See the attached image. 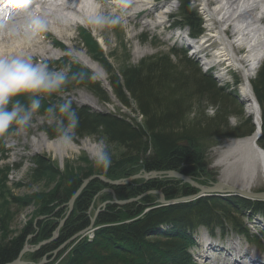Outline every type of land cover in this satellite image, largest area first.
Instances as JSON below:
<instances>
[{
    "label": "trees",
    "instance_id": "trees-1",
    "mask_svg": "<svg viewBox=\"0 0 264 264\" xmlns=\"http://www.w3.org/2000/svg\"><path fill=\"white\" fill-rule=\"evenodd\" d=\"M181 11L189 26L196 33L199 29L201 31L202 24L197 22L188 2L182 4ZM94 56L107 73L110 91L101 85L92 72L77 62L70 64L72 71L82 73L86 79L74 87L86 88L102 104H114L113 97L122 107L134 110L135 105L137 110L134 111L142 118L141 122H137L120 114L95 112L73 102L80 117L76 141L104 139L110 147L123 150L120 157L113 159L107 171L101 170L108 180L121 181L142 173L175 171L207 186L211 180L206 176L208 167L205 155L213 144L207 146L206 143L211 139L247 138L255 132L252 118L245 117L238 102L226 95L224 89L196 67L183 51L172 49L164 56L149 58L137 66L127 59L118 69L113 67L102 51ZM173 57L177 59V64L173 62ZM72 88L70 86L69 91ZM253 92L262 117V137L258 144L264 149V66L253 82ZM195 98L206 100L216 107L215 115L208 117L202 112L190 120L193 112L188 105ZM59 99V96H53L51 100H45L44 107ZM43 111L42 107L41 113ZM233 116L241 122L237 127L230 128L229 120ZM44 132L50 140H54L55 133L51 127L45 128ZM3 146V140H0V147ZM32 163L37 166V173H42V169L45 173H57L44 156H36ZM90 176V173L86 174L85 179ZM3 180V173H0V183ZM81 184L82 179H64L58 189L44 200L40 211L43 218L37 228L31 224L21 237L0 247V264L11 263L19 257L29 233L35 235L37 243L51 240L59 223L67 216V205ZM108 188L119 202L132 201L154 191L162 192L166 200L197 193L187 184L167 179H137L126 186L116 187L95 180L76 200L58 238L42 246L37 253L23 255L22 260L38 264L49 253L53 254L91 226L88 212L98 195H103ZM152 197L157 198L145 196L142 200L122 206L108 204L96 218L97 229L93 237H86L75 245L74 242L63 248L61 254L68 247L71 250L62 259L59 255L61 260L58 264H196L191 250L196 242V234L202 228H206L212 236L216 231L222 237L236 233L249 243L261 245V240L248 232L241 218L249 213L252 216L264 214V200L211 196L158 207L154 205ZM14 200L24 205L28 202ZM107 202L105 198L103 203Z\"/></svg>",
    "mask_w": 264,
    "mask_h": 264
},
{
    "label": "rangeland",
    "instance_id": "rangeland-1",
    "mask_svg": "<svg viewBox=\"0 0 264 264\" xmlns=\"http://www.w3.org/2000/svg\"><path fill=\"white\" fill-rule=\"evenodd\" d=\"M83 1H86V3L88 4L91 1L93 5L99 4L100 7L98 10L104 9L103 13L121 15V25L114 28H105L103 30H93L91 26L86 25L85 19L79 16H73L75 19L74 22L77 23L79 27H75L74 29L71 28V30H67V32L62 33L63 35L61 36L58 35L59 29L57 28V26L51 24L49 26V30L46 33H43L41 34V36L36 38V40L42 43L38 47H35V50L37 52V59L48 61L53 67L70 65L75 62L85 67L81 60L85 58L97 66L100 72L104 74L105 80L107 81V73L105 72L103 67L95 60L94 56L100 51H102V54L110 60L113 67L118 69L120 67V64L125 62L127 59H130L131 63L134 66H137L142 61H145L149 58L164 56L165 54H168V52L172 49H176L181 52L183 50L187 54L188 59H190L196 67L201 69L203 73H206L208 76H210L216 84L224 89L226 95H229L231 99H235L238 102L239 106L243 108L245 117L252 118L253 124L255 126L256 123L254 118L247 113L248 105L247 102L243 101L242 99L240 88L245 79H249L250 92L251 94H253L254 99L257 101L253 92V82L264 66V56L261 61H257V63L254 64V67L257 66V68L248 73L250 75L249 78H246L245 76V74H247L248 72L247 70L249 69V67H246L245 65H229L228 67V64H226L224 69H229L230 71L226 79L223 80L215 76L212 71H208L206 61L198 59L193 54L194 51L191 47H183V45L176 43V37H173L171 33L168 32L169 28L172 27H178L179 29L186 30V32H189L188 29L190 28L192 36H194L195 38L201 37L200 39H198V41L202 42L206 38V34L209 32V24L207 22L209 19L205 14V6L207 0H157L158 5H160L159 9H163V11L161 14H156L153 18L147 16V14L139 17L137 15L138 10L118 12L117 10L113 9L107 12L106 5L100 3L97 0L95 1V3H93V0ZM185 1L189 3L190 10L195 13L197 22H201L202 24L201 31L199 29L197 33L195 32L196 30L189 26V24L185 21L184 16L182 15V4L186 3ZM258 7L261 11L264 10L263 2H259ZM210 8L208 10H215L218 9V6H213ZM56 9V6H50L47 8V10L54 11ZM58 12L59 11L57 10V16L48 18L51 23H53L54 18H57L56 20L65 22L64 18L60 17V12L58 15ZM129 16H131V18H129ZM221 17L222 16H217L218 19H221ZM148 25L150 26L148 27ZM223 29L221 28V26H218L217 31L220 30L219 32L221 33ZM255 36L258 37L259 34H255ZM203 37L205 38L203 39ZM219 38L221 40V43L218 42L216 46L220 50V46L224 43L226 44L227 41L223 33H221ZM16 41H12L10 43H16ZM55 42L57 43L55 44ZM45 49L48 50H46L45 52ZM172 59L175 64L178 63L175 57H173ZM85 68L88 69L87 67ZM88 70L92 72L97 80L101 83V85H103L101 80L97 77L96 73L90 69ZM223 74H226V71L223 72ZM63 99H71L76 105L87 106L95 112H110L117 115L120 114L129 119H136L137 122H141L142 120L138 112L134 111L137 110L135 105H133L134 110H131L122 107V105L116 100H113L114 104H102L86 88L73 87L68 93L63 95ZM258 107L260 110V124L262 125L261 108L259 103ZM188 108L193 112V114H191V116L189 117L190 120H192L194 116L199 115L202 112H205L208 117H212L216 113V107H213L206 100H200L198 98H195L193 102L188 105ZM240 122V119L233 116L229 120V126L230 128H235L240 124ZM48 127L49 126L41 119V116L37 115L32 123V126L29 128L26 134L16 135L13 130H10V132L6 136L0 137V140H3L4 142V146L0 147V173H3L4 178L3 182L0 183V247L3 246L6 242L21 237L31 224H33L35 229L37 228L39 221L43 218L40 214V211L42 209L44 200L58 189L64 179L73 177L85 180V175L89 173L91 174L89 178L93 176H101L105 178L102 175L103 173L101 172V169L96 168L93 165L92 161L88 158L87 151L70 150L68 152H64V150L61 149L58 152H47L46 150H43L44 148L42 147L38 148L35 144V141L38 140L41 136H45L48 141L53 142V140H50L47 134L44 132V129ZM240 139L244 138L219 139V141L216 139H211L212 143L210 141L206 143L207 146L213 144L208 147L205 155V161L208 167L206 176L210 178L211 181H209V185L203 187H208L211 186V184L220 183L234 189L242 190V188L248 187L246 189H249V192L251 193L264 192V173L260 162L255 161L253 154L254 150L252 151L250 147L249 149L247 147L241 149H233V147H231ZM83 141H86L85 143L89 145L91 141L95 140L91 138H85L79 141L75 140L73 144L81 145ZM110 149L112 151L113 159L118 158L123 154V150L119 149L118 147H110ZM36 156H44L47 160H50V164L52 165V167L56 168L57 173H45L44 169L41 170L42 173H37V166L32 163L33 158H35ZM255 169V172H258L257 180L255 182H250L249 180L251 179V177L249 176V173L254 172ZM168 180L181 182L177 179ZM181 184L184 183L181 182ZM126 185L127 184L123 186ZM198 185L202 187V185ZM112 192L113 191L108 188L103 193V195L105 196V198H107L110 204L118 205L116 204V202L119 201L116 198V195ZM154 192H151L145 196H156L157 198H152L154 200V205L158 206V202L161 200V197ZM103 195H98L91 210L88 212V216H90L89 218L91 219V224L93 223L97 211L99 215V213L102 212L103 208L106 207L103 203L105 201ZM145 196L134 199V202L142 200V198H144ZM224 198L231 199L235 197L225 195ZM14 199L26 200L28 202L26 203L27 205H24L20 202L15 201ZM108 204L106 203V205ZM258 216H252V214L249 213L246 214L244 218H241V220H243L245 226H247L251 234L258 235L259 237L261 236V245H253L236 233L235 234L238 235L240 239H236L235 234H231V236L226 239L228 244L226 243L224 247L204 245L202 243L203 239H200L201 244L205 248L207 246L213 247L216 251L212 254H204L203 251L192 249L191 254L193 261L196 264H238L239 262L244 263L242 262V260L245 259V264H251V262L253 264H264V234L262 235V233H264V215L259 214ZM95 222L93 231L97 229L95 227ZM61 229L62 227L60 228V230ZM200 231H203L200 232L202 234L208 232H206V230L204 229ZM92 232L87 234L86 237L92 238L93 236H90ZM198 236L199 235L195 237L196 242L199 238ZM220 238V232L216 231L214 239L216 240V242H218ZM82 239L84 238L80 236L79 239L75 241V243L73 242V245H75ZM233 239H235V241ZM237 240L240 242L238 243ZM43 243L44 242L37 243L35 240V235L29 233L28 239L24 245V248L26 247L27 249L24 255L37 253L42 247ZM70 244L71 243H68L66 246ZM73 245L71 246L73 247ZM232 248H239L240 250H242V257H239L240 255L233 254L234 252L232 251ZM70 250L71 249H69L68 247V249L62 254L60 253V250L56 254L49 253L38 264H41L43 261L44 264H58ZM246 253H248L247 257L244 255ZM59 255L62 256L60 260L58 258ZM254 255L257 256L255 259L252 258V256ZM22 259L23 258H21V261L25 262ZM25 263L34 264L32 262Z\"/></svg>",
    "mask_w": 264,
    "mask_h": 264
},
{
    "label": "bare ground",
    "instance_id": "bare-ground-1",
    "mask_svg": "<svg viewBox=\"0 0 264 264\" xmlns=\"http://www.w3.org/2000/svg\"><path fill=\"white\" fill-rule=\"evenodd\" d=\"M97 1L106 5L107 12L113 9L117 10L118 12H126L127 10H138L137 15L139 17L147 14V16H150L153 18L156 14L158 13L161 14L163 11V9H159L160 5H158L157 0H124V3H121L120 0H97ZM259 2H263L264 4V0H261V1H258V0H207L206 6H205L206 7L205 14L207 15V18L209 19L207 21L209 24V32L206 34V38L203 37V39L204 38L205 39L204 40L202 39L203 40L202 42L198 41V39H200L201 37L195 38L194 36H192L190 28L188 29L189 32H186V30L179 29L178 27L176 28L172 27V28H169L168 32L171 33L173 37H176L175 39V41L177 40L176 43L183 45V47H187V46L191 47L192 50L194 51V55L198 59H202L203 61H206V64L208 66V71H212L215 76L223 80L226 79L230 70L227 69L228 70L227 71L224 69V67L226 64H228V67L229 65L230 66L245 65L246 67H249V69L247 70L248 71L247 74H245L246 78H249L250 75L248 73L254 70V64H256L257 61L262 60L263 57L260 56L261 55L260 53H264V10L261 11L259 9L258 7ZM47 5L48 4H46V2H42L40 4V6H47ZM94 6L95 5H92L90 7V5L86 3V1H83V0H60L59 3L57 4V9L55 11L47 10L45 7H41L39 10H35V11L41 14H44L49 18V17L57 16L56 12L58 10L60 12V17L64 18L65 22L56 20L57 18H54L53 23L49 21V26L51 24H53L54 26H57V28L59 29L58 35L62 36L63 35L62 33L67 32V30H71V28L74 29L75 27H79L77 23L74 22L75 19L73 16H79L86 20L87 16L89 15L90 10ZM213 6H218V9L208 10L210 7H213ZM78 7H81V8H78ZM99 11L103 13L104 9H100ZM59 12H58V15H59ZM217 16H222V17L221 19H218ZM129 18H131V16H129ZM149 26L150 25H148V27ZM218 26L219 27L221 26L222 29L224 27L221 33L225 35V38L227 41L226 44L224 43L223 45L220 46V50L216 46L218 42L221 43V40L219 38L221 33L219 32L220 30L217 31ZM255 34H259V36L256 37ZM6 40H8L7 37L4 36L3 34H0V54H5V53L14 54V53L23 51L25 52V54H30L36 57L37 52L35 50V47H38L39 45L42 44L36 39L32 41V43L29 45H25L19 40H17L16 43L15 42L10 43V41H6ZM46 50L48 49H45V52ZM81 60L83 64L85 65V67H87L88 69L96 73L97 77L103 83L104 88L109 91V86H108L107 81L105 80L104 74L100 72L97 66L85 58ZM225 71H226V74H223V72ZM240 90H241L243 101H246L248 105L247 113L250 116H252L255 120V123H256L255 132L250 137L238 140L231 147H233V149H241V148H246V147L249 149L250 147L252 151L254 150L253 154H254L255 161L260 162L261 167L263 169V173H264V150H262L258 142H256L257 141L256 139L259 133V126H260V118H259L260 110H259L257 101L254 99L253 94H251L250 92V80L249 79H245ZM112 99L115 100L113 97ZM38 140L35 141L36 146L38 148L39 147L44 148L43 150H46L47 152H52V151L58 152L62 149L59 146L55 145L53 142L48 141V139L45 136L39 137ZM85 142L86 141H83L81 145L73 144L70 150L86 151V148L88 145ZM255 171L256 169L254 170V172L249 173L250 174L249 176L251 177V179L249 180L250 182H253V181L255 182L257 180L258 172L256 173ZM142 174H139V175H142ZM83 181L84 179H82V183ZM222 185L223 187L226 186L224 184ZM246 188H242V190L241 189H238V190L242 192H246V193H251L249 192V189H246ZM203 198H208V196L203 197ZM69 203L67 205L68 210H69V205H70ZM104 205L107 206L106 203H104ZM89 228L90 226L87 227L85 230L79 232L78 234L84 232L81 235V237L85 238L87 234L93 231V227L91 230L87 231ZM203 229L207 230L206 228H202L200 230H203ZM200 230L196 234V236L199 235L198 236L199 241L197 240V242H195V245L192 249L203 251L204 254L205 253L212 254L216 250L213 247H209V246H207L205 249V247L200 242L202 239H203L202 243L204 245L208 244L212 246L215 245L217 247L218 246L224 247L225 244L227 243L226 239H228L231 236V234H235V233H230L228 235H225L224 237L221 236L218 242H216V240L214 239L215 236H212L207 231H206L207 233L202 234L200 232H203V231H200ZM247 230L251 234L248 228ZM93 232L91 233L90 236H93ZM263 234L264 233H262V235ZM251 235L259 239L261 237V236L259 237L258 235H253V234ZM235 236H236V239H240L238 235L235 234ZM209 240L211 241L208 242ZM233 240L235 241V239ZM239 242L240 241H238V243ZM255 244L256 243H253V245ZM202 249H205V250H202ZM232 251L234 252L233 254L240 255L239 257H242L243 253H242V250H240L239 248H232ZM244 255L247 257L248 253ZM256 257H257L256 255L252 256V258L254 259ZM263 259H264V256H263ZM244 260H242V262L244 263H240L239 261H236V262H239L238 264H245L246 261ZM251 264L253 263L251 262Z\"/></svg>",
    "mask_w": 264,
    "mask_h": 264
},
{
    "label": "clouds",
    "instance_id": "clouds-1",
    "mask_svg": "<svg viewBox=\"0 0 264 264\" xmlns=\"http://www.w3.org/2000/svg\"><path fill=\"white\" fill-rule=\"evenodd\" d=\"M124 3V0H120ZM7 13L0 18V34L11 41L19 40L29 45L49 30V19L33 9V0H9ZM96 4L89 12L86 25L93 30L114 28L122 23L121 15L102 13ZM82 73L72 71L70 65L53 67L48 61L40 60L20 51L0 54V137L13 130L24 135L32 126L37 115L55 133L53 143L70 151L80 117L71 99H63L70 86L84 83ZM59 96L57 102L44 107L45 100ZM44 108L41 113V108ZM93 165L107 171L113 163L110 146L104 139L91 141L86 148Z\"/></svg>",
    "mask_w": 264,
    "mask_h": 264
},
{
    "label": "water",
    "instance_id": "water-1",
    "mask_svg": "<svg viewBox=\"0 0 264 264\" xmlns=\"http://www.w3.org/2000/svg\"><path fill=\"white\" fill-rule=\"evenodd\" d=\"M261 137H262V125L260 124L259 133H258L256 142H258L261 139ZM137 179H142V180H145V181H150V180H155V179H167V180L168 179H173V180L177 179V180H180L182 183L189 185L190 187H192L193 189H195L197 191V193L194 194V195L185 196V197H181V198H176V199H173V200H166L165 196L160 191L159 192H154V193L158 194L161 197V200L158 202L159 203L158 207H166V206H170V205L186 203V202L194 201V200H197L199 198L206 197V196H208V197H211V196L225 197V195H228V196H233V197L241 198V199L248 200V201H262V200H264V192L246 193V192H242V191H240L238 189H234V188L229 187V186H224L223 187V185L220 184V183L211 184V186H208V187H203V186L201 187L195 181H193L190 177H188V176H186L184 174H181L179 172H175V171L157 172V173L156 172H152V173H149V174L144 173L143 175H137V176L131 177V178L127 179V180H121V181H111V180L105 179V178H103L101 176H93V177L83 181L81 187L77 190L75 195L70 200L69 211H68V214H67L65 220L60 222L59 227L57 228V230L53 234V238L51 240H49L48 242L43 243L42 246H45V245L53 242L54 240H56L58 238L59 230L65 224L64 221H66L67 218L72 213L74 203L76 202V200L79 198V196L82 194V192L85 190V188L88 186V184L90 182H92L93 180H99V181L103 182L106 185H110V186H115L116 187V186H123L125 184H129L133 180H137ZM133 201L134 200L129 201V202H133ZM129 202H116V204L122 206V205H125V204L129 203ZM97 215H98V211L95 214L93 223L91 224L90 228L87 231L91 230L92 227L94 226V222H95V220L97 218ZM83 233L77 234L68 243L75 242L76 240L79 239V237ZM67 244H65L62 247H60L57 251H55L54 254H56L59 250L61 251ZM26 251H27V249L25 247L21 251L19 257L15 261H13L11 263H8V264H27V263L21 261V258L26 253ZM41 264H44V261Z\"/></svg>",
    "mask_w": 264,
    "mask_h": 264
}]
</instances>
